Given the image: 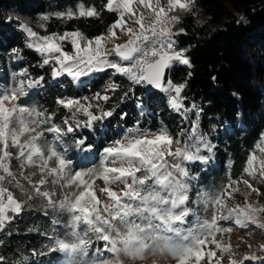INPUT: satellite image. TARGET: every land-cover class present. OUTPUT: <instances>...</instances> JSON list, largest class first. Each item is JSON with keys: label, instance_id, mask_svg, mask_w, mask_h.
<instances>
[{"label": "snow or ice", "instance_id": "obj_1", "mask_svg": "<svg viewBox=\"0 0 264 264\" xmlns=\"http://www.w3.org/2000/svg\"><path fill=\"white\" fill-rule=\"evenodd\" d=\"M137 2L150 9L155 19L146 27L141 14L134 21L139 30L134 31L125 28V16L136 15L133 5ZM193 3L168 0L166 8L159 6V0V7H154L152 0H104L99 8L78 3L75 9L41 14L35 26L19 14L0 17V27L15 24L14 31L25 37V47L41 57L37 66L51 70L52 81L64 76L81 81L109 70L112 76L127 81L125 87L109 78L91 96H58L55 104L67 110L60 123L56 122L57 110L49 111L25 99L32 90L44 88L48 83L45 75L33 76L23 67L11 73V83L0 87V232L37 201L51 226L43 231L38 226L28 229L47 243L31 248L29 255H21L22 262L45 264L41 258L52 257L47 264H53L63 254V264H137L149 253L162 251L177 264H200L205 256L209 260L216 257V251H205V246L212 244L222 254H230L229 264H237L231 245L222 244L216 235L231 229L221 228L218 221L233 220L241 228L254 225L264 229V204L248 202L251 194L264 193L249 179L229 177L214 190L196 191L193 199L196 177L192 166L213 160L217 145L212 133L218 131L216 124L202 130L203 104L189 101L194 54L179 44L178 37L186 34L185 30L173 31L181 18L169 15L177 8L191 11ZM104 11L117 14L106 34L89 38L79 29L48 32V23L54 18H100ZM118 28L128 38L108 48L109 41L119 38ZM66 43L71 51L65 50ZM10 53L14 61L24 59L23 49L12 47ZM210 80L219 86L218 75H211ZM117 93L120 103L132 100L141 115L151 108L154 96L163 94L167 108L180 117L179 133L174 135L166 126L150 131L137 122L118 139L97 147L90 139L91 130L110 123L117 114L118 106H109ZM127 116V112L119 111L121 120ZM85 129L90 130L89 135L84 134ZM46 133L53 134L61 145L70 137L84 160L99 154V164L74 165L73 158L50 143ZM254 148L264 156V131ZM245 165L243 172L251 180L264 183V158L253 151ZM97 179L104 182L99 189L106 196L104 201L94 187ZM241 182L248 189L245 205L229 207L226 198L239 191L234 186ZM10 189L19 190V194ZM193 204L202 205L208 215L201 217ZM192 216L194 222L189 219ZM6 234L11 236L12 232ZM4 243L0 239V245ZM260 247L264 249V245ZM258 259L255 254H245L240 264ZM0 264H9L2 254Z\"/></svg>", "mask_w": 264, "mask_h": 264}, {"label": "trees", "instance_id": "obj_2", "mask_svg": "<svg viewBox=\"0 0 264 264\" xmlns=\"http://www.w3.org/2000/svg\"><path fill=\"white\" fill-rule=\"evenodd\" d=\"M78 3L86 6L101 7L104 0H0V17L19 14L33 26L39 22L43 13L63 11L69 7L75 9ZM196 10L203 19L194 15L197 11L185 13L178 23L186 34L178 37L180 46L188 47L193 52L195 62L194 77L188 92L189 101L203 104L205 115L201 118L202 130H209L216 124L218 131L212 133L213 143L217 145L213 160L207 164L193 165V199L198 190H214L221 184H226L228 178L240 179L248 155L256 151L254 145L258 142L259 133L264 131V0H196ZM244 19L241 20L240 18ZM117 19V14L104 11L100 18H79L73 20L52 19L48 23V32L72 31L79 29L87 37L92 38L101 33H107L108 27ZM15 24L0 27V87L11 83L13 71L27 67L33 76L45 75L48 81L44 88L32 90L28 103L43 106L49 111L57 110V123L67 114V110L58 108L56 98L62 96L80 97L91 96L100 91L109 78L123 86L127 81L123 77L112 76L111 70L98 73L90 81L84 79L80 85L70 77H61L52 81L50 69H40L37 65L41 57L25 47V37L14 31ZM41 34L44 30L37 29ZM12 47L23 49L24 59L14 61L10 58ZM66 49H71L66 44ZM178 73L177 77H182ZM220 77L219 86L212 85L210 76ZM238 93L233 96L232 93ZM114 96L110 105H117L118 112L111 118L110 123L97 126L91 130L90 139L97 147L118 139L126 128L139 125L150 131H156L166 126L175 135L180 131V117L172 113L162 99L163 94L154 96L151 108H146L141 115L140 110L132 100L120 103ZM111 95V93H109ZM139 95V93H138ZM210 101V103H209ZM128 113L125 120L119 117V111ZM89 135L90 130H83ZM48 141L57 146L60 151L73 158L76 166H92L99 164V154L90 161L84 160L78 153L71 138L61 145L53 139V134H45ZM16 165L17 162L13 161ZM23 182V181H22ZM13 190L19 194V190ZM201 217L208 215L202 205H192ZM195 221V217L189 218ZM221 228H226L218 221ZM39 227L42 231L50 230V220L42 215L40 202L33 203L31 208L18 216L5 230L0 232V254L7 258L9 264H31L22 262L21 255H29L31 248H39L47 240L29 228ZM12 235H7V231ZM259 259L247 260L243 264H264V250L258 255ZM47 264L52 257L41 258ZM63 254H59L53 264H63Z\"/></svg>", "mask_w": 264, "mask_h": 264}, {"label": "rangeland", "instance_id": "obj_3", "mask_svg": "<svg viewBox=\"0 0 264 264\" xmlns=\"http://www.w3.org/2000/svg\"><path fill=\"white\" fill-rule=\"evenodd\" d=\"M182 2H186V0H182ZM152 4L154 7H167L168 0H159V6L156 4V0H152ZM196 0H194V3L192 4V10L197 11L196 8ZM134 11L136 13L135 16L126 15L125 21L127 22L125 25V28L131 27L134 31L139 30V25L136 24L134 21L135 19L139 18L141 14L144 17L143 23L146 27L150 26L155 17L154 13L151 12L150 9L139 5V3H135L133 5ZM187 12L191 11H184L179 8H177L174 11L169 12V15H177L180 18ZM194 15L198 17V19H203L200 13L194 12ZM178 24H176L173 27V31H178ZM118 39H112L107 43V47L111 48L114 44H123L127 40V36L124 35L121 30L118 28L115 30ZM67 44V43H66ZM65 44V46H66ZM67 51H71V49H66ZM98 73L91 74L88 77L82 78L81 81H74L76 84H81L84 82V79L87 81H90L94 76H96ZM71 78V77H70ZM72 79V78H71ZM256 155L258 158H264L258 150H256ZM244 179H249L251 183L255 187H258L260 192L264 193V183H260L259 180H251L250 177L247 176V174L244 175ZM95 189L97 192V196L102 200H106V196L99 191L100 188L104 187V182L102 179H97L95 182ZM234 187H238L239 191L235 192L231 198H226V203L229 207L240 205H245V196L244 193L248 191L246 186L241 182L238 185H235ZM248 202H258L259 204H264V196H257L255 193L251 194V196L248 197ZM264 215V214H261ZM222 224L225 225L226 228H230L231 231L228 232H222L217 233V239L221 241L222 244L231 245L232 252L236 253L235 259L237 260V264H240V261L243 259L245 254H255L257 257L259 254L262 253L264 249H261V245H264V229L256 228L254 225H249L248 228H241L240 226L236 225L233 220H220ZM249 245H252L251 248H249ZM208 250H214L216 251L217 255L216 257L209 258L205 256V258L200 262V264H216L217 260H219L220 264H229V257L230 254L228 253H221L219 249H216L215 245L208 244L205 246V251ZM245 262V261H244ZM137 264H177V260L173 258L171 255L165 253V252H156V253H149L147 258L143 262H137Z\"/></svg>", "mask_w": 264, "mask_h": 264}]
</instances>
